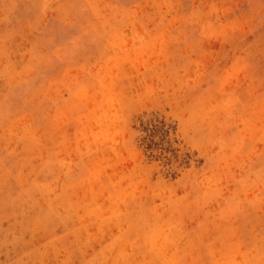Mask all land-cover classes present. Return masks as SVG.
<instances>
[{
  "label": "rangeland",
  "instance_id": "1",
  "mask_svg": "<svg viewBox=\"0 0 264 264\" xmlns=\"http://www.w3.org/2000/svg\"><path fill=\"white\" fill-rule=\"evenodd\" d=\"M0 264H264V0H0Z\"/></svg>",
  "mask_w": 264,
  "mask_h": 264
},
{
  "label": "bare ground",
  "instance_id": "2",
  "mask_svg": "<svg viewBox=\"0 0 264 264\" xmlns=\"http://www.w3.org/2000/svg\"><path fill=\"white\" fill-rule=\"evenodd\" d=\"M24 127V126H23ZM6 143V142H5ZM34 222V221H33ZM33 225V224H32Z\"/></svg>",
  "mask_w": 264,
  "mask_h": 264
}]
</instances>
